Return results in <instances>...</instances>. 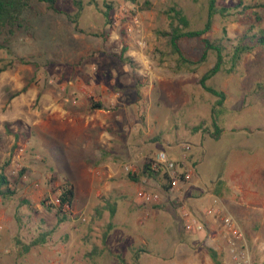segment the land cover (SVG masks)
Masks as SVG:
<instances>
[{
    "label": "rangeland",
    "instance_id": "rangeland-1",
    "mask_svg": "<svg viewBox=\"0 0 264 264\" xmlns=\"http://www.w3.org/2000/svg\"><path fill=\"white\" fill-rule=\"evenodd\" d=\"M30 1L40 12L33 29L21 31L8 49L0 50V68L11 65L0 74V169L5 167L17 189L12 201H0V264H215L207 248H217L221 264H236L219 233L223 226L211 232L200 210L188 204L207 231L185 232L175 197L169 206L143 209L132 200L134 210H128L133 209L126 201L132 182L140 184L137 190L151 182L168 186L163 175L142 176L145 160L158 153L173 160L192 155L189 163L198 165L194 183L200 190L193 201L201 200L205 212L216 207L230 215L244 234L242 248L250 264H264V49L246 55L235 74L220 73L209 81L227 95L222 132L214 139L211 110L216 98L198 81L216 55L211 53L196 74H175V57L158 34L168 28L165 11L175 4L193 29L203 28L207 0H81L79 28L91 32L85 34L67 16L78 12L75 0H58L60 15ZM237 4L219 0L220 7L232 8V15L216 16L212 31L203 37L221 39L224 28L231 39L252 28L264 35V8L239 14ZM107 5L112 7L110 25L104 16ZM127 15L139 16L141 34L127 32ZM140 37L143 47L137 44ZM181 48L192 58L203 52L197 39L182 42ZM124 49L131 63L121 59ZM26 85V93L14 96ZM45 101L62 104L64 116L48 122ZM97 104L102 109H95ZM103 122L104 143L95 141ZM198 126L202 129L195 132ZM65 181L75 190L70 220L46 244L22 255L16 238L29 243L56 225V210L48 206ZM22 199L33 208L19 207ZM109 206L116 208L114 217Z\"/></svg>",
    "mask_w": 264,
    "mask_h": 264
},
{
    "label": "trees",
    "instance_id": "trees-1",
    "mask_svg": "<svg viewBox=\"0 0 264 264\" xmlns=\"http://www.w3.org/2000/svg\"><path fill=\"white\" fill-rule=\"evenodd\" d=\"M37 1L45 4L49 12L56 15L63 14L58 7V0ZM74 3L78 12L74 16L67 14L69 20L75 24L77 32L82 34L91 33L79 28V18L83 11V2L81 0H75ZM106 8L108 10L104 12V16L107 23L110 25L111 19L109 10H112V7L107 5ZM240 8H242L241 11H239ZM257 8H264V3L245 5L243 0H238V4L234 7L239 14ZM231 9L220 7L219 0H207V18L204 26L201 29H193L191 21L185 14L184 10L175 4L165 11V15L168 19V28L158 33L159 36L167 39L170 54L175 57L173 61L174 65L171 69L175 74H196L199 68L208 62L211 53L216 55L214 65L202 74L198 81L199 85L206 93L216 98L211 110L212 125L214 128V132H212L211 136L214 139H218L222 132L220 122L226 112L225 102L227 100V95L224 91L211 86L209 81L220 73H225L227 75L235 74L240 62L246 55L251 54L258 48L264 49V35L258 31L254 32V28L235 39L228 38L226 28L223 29V37L221 39L212 41L203 37L205 34L212 31L215 17L221 16L226 19L227 16L232 15L230 12ZM39 15L40 12L34 10L33 4L30 0H0V39L3 38V41H0V50L8 49L7 45L21 31L33 29V19ZM256 19L257 22L262 20L261 16L258 14H256ZM95 35L98 36L97 34ZM194 39L199 40L203 46V52L200 58H192L181 48L182 42ZM126 50L127 49L123 50L121 59L125 62L131 63L130 58L124 57ZM20 63L34 65L32 62H28L24 59H21ZM10 66L11 65L1 67L0 74L7 71ZM28 89L29 86L26 85L21 91L15 93L14 96L26 93ZM94 108L102 109L99 104L95 105ZM201 129L202 127L198 126L195 128V132H198ZM151 163V159L147 158L145 160L143 168L144 175L153 179L156 176L163 174L167 179V174H164L163 169H160L157 173L152 172ZM20 175H23V172ZM16 195L17 189L6 174L5 167H2L0 169V201L3 204H6L12 201ZM74 201L75 190L71 182L65 181L60 192L56 196L55 203L48 206L50 209L56 210V225L50 230L41 232L29 243H25L20 238H16V244L21 248L22 255L28 254L33 248L46 244L49 238L56 233L59 226L70 220ZM42 205H45V203L42 202ZM23 206H27L30 209L33 208V204L27 199H22L20 201L19 207ZM108 208L110 209L111 217H114L116 214V208L114 206H109ZM16 220L18 226L21 228L22 218L18 214H16ZM112 227L113 224L110 223L108 229H112ZM207 251L215 264H221L218 253L213 248H207ZM95 252L96 250H93L91 254L93 255Z\"/></svg>",
    "mask_w": 264,
    "mask_h": 264
},
{
    "label": "built area",
    "instance_id": "built-area-1",
    "mask_svg": "<svg viewBox=\"0 0 264 264\" xmlns=\"http://www.w3.org/2000/svg\"><path fill=\"white\" fill-rule=\"evenodd\" d=\"M127 16L130 21V24H127V32L129 34H141L142 30L139 16ZM137 44L141 47L144 46L141 37L137 40ZM151 160L152 172L157 173L160 169H163L164 174H167V182L169 186L168 192L174 195L176 201L181 205L180 212L183 219L184 230L187 233L194 235L205 233L207 228L204 222L196 216L181 199L185 185L193 179L195 167L187 163V157H184V161L178 163L169 160L165 153H158ZM137 198L144 204H159L161 201V193L150 191L147 188H141L137 192ZM206 214L214 216L222 224L223 236L227 241L228 246H230V252L235 263L250 264L246 252L247 250L242 248L244 244V234L237 222L230 215L216 207L209 208L206 211Z\"/></svg>",
    "mask_w": 264,
    "mask_h": 264
},
{
    "label": "crops",
    "instance_id": "crops-1",
    "mask_svg": "<svg viewBox=\"0 0 264 264\" xmlns=\"http://www.w3.org/2000/svg\"><path fill=\"white\" fill-rule=\"evenodd\" d=\"M45 99H47V98H45ZM102 99H106V98L102 97ZM81 105H82V103H80V106ZM42 107H43L44 111L46 113H49V115H50V116H48V122H52L53 119L56 118L58 115H63L64 116V114L62 113V111H63V108H62L63 105L62 104L59 105V104L54 103V104L49 105L45 101L44 102V105ZM88 123H90V122H88ZM101 127H102L103 131L101 132L100 131V128H98V130H99L98 131V136H96L95 141H97V142H103L104 143L106 141V139H107L106 138V133L104 131V129L106 127L105 122H103V124H102ZM89 131L93 132V131H95V128H89ZM188 157L189 158L187 159V163L190 164L189 163V159L192 157V155L191 156L188 155ZM168 159L169 160H173V159H170L169 157H168ZM173 161H176V162L180 163V162L184 161V159L183 160H173ZM195 169L196 170L198 169V165H195ZM141 175H142V171L139 173V176H137L135 178V181L138 180L136 182H139L142 179V176H144V174L142 176ZM159 176H161V175H159ZM195 178L196 177H195V174H194L193 179L188 184L185 185L184 193H183V196H182L181 199L183 200V202L185 204H188L191 208L195 209L194 211L200 210L199 213H201V216L206 221V223H207V225L209 227V230L211 232H215V231H217L219 229L220 226L222 227L221 223H219L214 217H210L209 215L206 214L205 210L202 209V206L201 205L203 204V202H201V200L200 201L199 200L198 201H193V199H192V195L193 194H195V195L198 194L199 195V193H200V190L197 189L198 186L196 185V183H194V179ZM150 184H149V186H150ZM165 185L166 184H164L163 181L162 182L159 181V182H157V187H155L153 184H151L150 187L149 186L147 187V189L150 190V191L162 192L160 203L159 204L149 205V204H144L141 200H139L137 198V192H138L137 189L140 186V184L137 185V184H135L133 182L131 184H129V186H128V194H129L130 197L126 201H128V208H133V209H128V210H134V206L135 205H132L133 204L132 200L140 202V204L142 206V209H143V206H147V207L148 206H155V207H157V206H160V205H162V206L165 205L166 206V204H167V206H169L170 205V200L171 199L174 200V195L170 194L167 191L168 186L166 185V187H165ZM163 190H165V191H163ZM132 197H133V199H132ZM199 207L202 210L199 209ZM180 223L182 225V228H184L183 219L181 217V214H180ZM221 232H223V229H222V231L220 230L219 233H221ZM187 234H189V233H187ZM216 238H217L216 235H215V237L213 236V241L216 240ZM216 249L217 248H215V251H216Z\"/></svg>",
    "mask_w": 264,
    "mask_h": 264
}]
</instances>
